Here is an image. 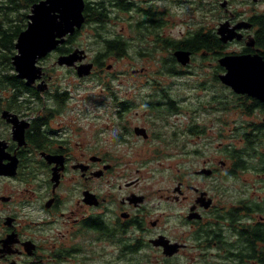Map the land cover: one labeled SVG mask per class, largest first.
I'll return each mask as SVG.
<instances>
[{
	"label": "flooded vegetation",
	"instance_id": "1",
	"mask_svg": "<svg viewBox=\"0 0 264 264\" xmlns=\"http://www.w3.org/2000/svg\"><path fill=\"white\" fill-rule=\"evenodd\" d=\"M99 1L113 6L124 2L128 19H165L167 14L157 7L158 4L148 11L140 6V0H84L90 5ZM172 2L176 3L175 0ZM185 2L193 9L201 8V1L196 7L194 0ZM216 2L222 11L219 18L229 20L230 26L242 20L251 24L249 28L238 30L243 35L240 40L224 43L226 47L239 44V50L231 53H256L264 59L258 45L262 35L260 25L248 20L264 19V0ZM146 3L150 2L144 5ZM212 10L204 13L203 19ZM71 35H66L62 45ZM249 38L253 40L252 46H246ZM62 45L52 51L56 59L60 54L73 51L60 53L58 50ZM47 55L37 63L47 60ZM193 55L191 52V58ZM96 56L87 59L85 52L82 62L92 63V68L82 77L77 75L74 66L58 65L56 59L49 67L38 64L42 73L33 84L25 85L20 79L30 90L15 95L17 89L12 87L13 94L0 97V164L16 161L14 174H0V264H179L178 259H182L184 252L190 254V264H260V260L264 261V232L260 231L264 230V193L228 192L229 181L232 183L241 177L232 173L233 162L224 153V148L234 143L219 142L217 148L225 160L214 161L210 155L205 156L201 164L191 170L197 178L195 182L182 172L176 175L172 192L165 190L159 194V198L173 203H185L184 222L191 228L190 244L170 236L162 225L161 214L152 217L159 206L149 204V195L155 194L151 184L139 175L130 177L129 161L123 160L121 155L106 153L100 134L108 135L110 147L134 149L142 164V152L157 153L170 145H181L187 139L180 138L184 133L190 136L187 142L204 136L194 142L198 149L193 152L201 153L210 142L205 141L208 128L193 121L194 110L191 123L185 129L175 127L174 116L181 112L179 100L172 95H163L159 81L147 83L142 79L146 72L143 65L130 67L122 91L114 88L113 80L102 83L107 95L94 102L98 112L90 116L76 111V103H72L74 97L52 85L49 69L53 70L54 64L72 68L79 78L90 77L98 67L100 72L109 71L111 65L102 67L104 60ZM217 66L220 65L217 63L216 69ZM223 71L221 67L216 74L217 80ZM37 84H42L43 89L39 90ZM146 88H150L149 92ZM215 98L210 97L211 100ZM199 110L205 112L204 105L199 106ZM3 111L17 119L10 117L14 120H7L2 116ZM217 111L222 112L219 108ZM253 111L261 116V120L253 123L264 130V109L254 107ZM217 119L227 125L224 119ZM12 121L18 125L26 123L22 144H19L21 138L13 135ZM110 122L117 132L112 133ZM233 127L239 128V123L235 122L230 129ZM224 130L217 132L219 137L226 138ZM120 161L125 170L119 169ZM202 169L209 173H200ZM139 171L136 168V174ZM254 177L264 179L258 174ZM121 178L123 181L119 182ZM203 178L215 179L211 188L199 184L198 179ZM247 196L251 206L244 208L242 201ZM206 203L208 205L204 206ZM35 213H44L46 219L34 220L38 218ZM189 214L194 216L188 218ZM27 225L33 228H27ZM54 226L58 228L53 229ZM202 229L204 238H197ZM160 237L178 245L173 254L164 253L163 246L157 242ZM198 258L202 260L197 261Z\"/></svg>",
	"mask_w": 264,
	"mask_h": 264
},
{
	"label": "rangeland",
	"instance_id": "2",
	"mask_svg": "<svg viewBox=\"0 0 264 264\" xmlns=\"http://www.w3.org/2000/svg\"><path fill=\"white\" fill-rule=\"evenodd\" d=\"M140 1L141 2L138 1L140 6L145 7L148 11L155 9V5L158 4L159 6L157 7H159V9H163L167 12V19H162L163 26L161 30L159 29V32L163 37L179 39L186 35L188 31L198 28L201 25L215 28L216 30L218 24L225 20L219 18L222 11L217 6L218 2H216V0H194L196 1L195 7L199 5V1L202 2L201 8L197 7L196 9H193V7L188 2H185V0H175L176 3H171V0ZM177 1H180V3L178 4ZM145 2L150 3L144 5ZM241 6L242 5L238 6V8ZM208 9H213L212 13L210 15L205 14L207 15L205 16L206 19H203V15L209 11ZM112 11H114V15L112 14L113 17L109 21V25L105 26L106 29L104 33L107 35H110L113 32L121 33L125 39H128L127 54L122 57H110L111 55L106 56L102 67L105 65H111L109 71L105 70V72H100V67H98L96 69L97 72H93L90 77L83 78H79L72 68H66L64 66L60 67L54 64L53 70L49 69L50 74H52V85L58 88L60 92L67 91L69 95L74 97L72 103H76V111L85 112L91 116L99 111L95 106L96 103H94L97 101V98L107 95V91L103 89V82L113 80L112 85L114 88L122 91L124 80L128 79L127 75H130V67L139 68L143 65L146 68V72L142 79L146 80L147 83L148 81L154 83L152 80L159 81L164 91L163 95H172L179 100V109L182 113L180 112L174 116V119H176L175 127L179 126L180 129H185L186 125L191 123V112L193 110L195 111L193 121H195L196 124L203 123V126L208 128L205 141H210L205 149H201V153L193 152L194 149H198L194 142L197 140L199 142L204 136H201L200 138L195 137L194 141L187 142L190 139V136L184 133L180 135V138L187 139L183 141L181 145H170L165 150L157 153L149 150L142 152L141 156L143 157V162L140 164L141 161L136 157L137 152L134 149H124L113 145L110 147L109 142L107 141L108 135L100 134V139L102 140L101 144L105 145L102 147L106 153L109 151V153L115 156L121 155L124 158L123 160L129 161L127 163V171L130 177L139 175L142 177L143 181H146L147 184H151V188H153L155 194L149 195V199H151L149 204L154 205L157 203L159 206L157 214L153 213L152 217L161 214L160 217L163 221L162 225L164 228H167L170 236L172 238H180L185 240L187 244H190L191 239H189L188 235L191 232V228L184 222L187 213L185 203H173L163 197L159 198V194L163 192L165 193V190L169 191V193L172 192V189L175 186V177L182 172L185 173L184 175L187 176L192 183L195 182L197 178L193 177L191 170L200 165L205 156L210 155L214 161L220 159L225 160L222 151H219L217 148L218 143L228 142L239 146V142L241 141L240 134L236 137V134L233 132L235 127H233L232 130L230 129L232 125L235 124V122L240 125V123H245L246 121L254 122L261 120V116H257L255 111H253L251 115H245L240 112V108H236L235 110L231 107V109L227 108L226 103L229 99L234 102L233 97L230 95L231 89L225 87L219 80H215L217 78L216 74L219 73L216 72L217 69L215 68L217 61H214L210 57L202 59L200 55L196 53L192 56L188 65L183 66L177 62L175 67V69H177L176 73L170 74L163 71L160 59L162 57H168L170 52L164 50L159 44L153 42V32H147L146 29H143V31H141L142 34H139L134 25L135 22L143 19H128V14L120 11L117 7ZM139 16L141 17L142 15ZM139 45L142 47L146 46L148 49V52L147 49L145 50L146 54L143 57H137L135 54V50L140 47ZM63 46H65V48L70 47L71 49H84L87 59H92L98 54V52L102 51L101 41L94 38L93 31L89 25H83L80 28L79 33L65 45H62V47ZM239 48V44H231L224 49V52L231 53V51H237ZM47 56H49L47 60H42L38 64L49 67L54 63L56 59L55 53L51 52ZM0 73L13 74L15 71L13 67H8L2 68ZM147 86L151 87L149 84ZM9 90L0 91V97L8 95ZM146 90L149 92L150 88H146ZM119 94L122 95V93ZM212 96L216 98L211 100L210 97ZM203 105L205 107V112L199 110V106L202 107ZM217 107L219 110H222V112L217 111ZM218 117L227 121V125L218 120ZM177 119L179 120L177 121ZM111 121L113 122L114 120L111 119ZM112 122H110V125ZM91 127H94V125ZM113 128V125H111L112 133L117 132V130ZM224 128L225 130L223 134L226 138H221L218 136L217 132ZM180 142L181 141H179V143ZM260 151L264 153V145L260 147ZM136 168L140 169L137 174ZM119 169L125 170L124 164L121 161ZM240 176V178L232 180V183L229 181V193L230 191L241 192L242 194H245L244 191L249 193H252V191L256 193H264V184L259 178L256 180L254 172L245 171L240 174ZM198 180L203 188H208L215 179L203 178ZM120 181H123V179L121 178L119 182ZM159 188L161 190H159ZM209 188H211V186ZM35 214H38V218L34 220H39L41 218L46 219L44 213ZM27 228L33 227L27 225ZM55 228L58 227L54 226L53 229ZM196 250L198 251V249ZM186 251H188V249ZM189 255V253L184 252L182 259H178L179 264H190L191 261ZM199 260L202 259L198 258L197 261ZM197 264L200 263L198 262Z\"/></svg>",
	"mask_w": 264,
	"mask_h": 264
},
{
	"label": "trees",
	"instance_id": "3",
	"mask_svg": "<svg viewBox=\"0 0 264 264\" xmlns=\"http://www.w3.org/2000/svg\"><path fill=\"white\" fill-rule=\"evenodd\" d=\"M36 0H0V70L2 68H12L11 55L14 52V42L18 33L26 26V15L30 11L31 5ZM118 8L120 11L125 12L127 5L123 2L117 6L105 5L103 2H96L94 5L89 3L85 4L84 16L85 21L83 25H89L93 31L94 38L101 41L102 51L98 52V57L104 60L108 55H114L116 57H122L127 54L128 39H125L121 33L113 32L110 35L104 33L106 25H109V21L114 15V8ZM113 14V15H112ZM15 19V20H14ZM252 24L257 23L260 25V35L258 39V45L260 46V53L264 57V19H248ZM163 20L162 19H143L135 22V29L142 34L141 31L146 29L147 32H153L155 43L159 44L164 50L170 52L168 57H162L160 64L163 66V71L167 73H176L175 69L177 61L173 56V51L176 49H184L193 52V54H199L202 59L207 57L212 58L214 61L225 54L224 49L226 45L219 40L215 28L199 26L191 31H188L182 38L174 39L170 37H163L159 32L161 30ZM79 33L76 30L74 35H71L69 40L74 38ZM99 38V39H97ZM140 46V45H139ZM147 47L140 46L135 50L137 57H143L146 54ZM71 48L61 46L58 50L60 53H67ZM148 52V49H147ZM150 54V52H149ZM97 57V56H96ZM97 57V58H98ZM221 70L220 66H217L216 72ZM179 71V70H178ZM217 81V79H215ZM12 87L17 89L14 92L18 95V92H24L30 90L23 84V81L18 79L15 74H1L0 73V91L9 90ZM12 92V93H11ZM8 94H13V90ZM33 94V93H32ZM58 95H61L58 93ZM230 95L233 97L234 102L229 99L226 103L228 109L235 110L240 108V112L248 115L253 112L254 107L264 109V102H258L256 99L234 94L232 91ZM249 100H246V99ZM230 103V105H229ZM231 107V108H230ZM227 109V110H228ZM239 128H234L233 132L236 137L239 136L241 141L238 145H232L224 148V153L230 161H232L231 171L234 175L242 174L245 171H252L255 174L264 176V153L260 151V147L264 145V130L253 122H246L245 125H239ZM231 173H228V175ZM264 184V179H261ZM245 197L243 207L247 208L251 206V200ZM203 230V229H202ZM198 232L197 238H204V230ZM260 231H263L261 229ZM260 264H264L263 260H260Z\"/></svg>",
	"mask_w": 264,
	"mask_h": 264
},
{
	"label": "water",
	"instance_id": "4",
	"mask_svg": "<svg viewBox=\"0 0 264 264\" xmlns=\"http://www.w3.org/2000/svg\"><path fill=\"white\" fill-rule=\"evenodd\" d=\"M84 6V0H40L31 5L26 16V26L18 33L14 42L15 52L11 56L15 76L24 80L25 85L29 86L40 78L42 67L37 62L62 45L66 35H71L82 27L85 21ZM250 25L249 22L242 20L230 26L229 20L225 19L218 24L216 33L222 43L234 39L240 40L243 35L238 30L249 28ZM252 45L253 40L249 38L246 46ZM173 56L178 63L185 66L190 62L191 52L176 49L173 51ZM84 58L85 50L75 48L67 54L58 55L56 63L74 66L77 75L82 77L88 75L92 68V63L82 62ZM217 63L224 69L218 76L223 85L235 94L247 95L264 102V59L259 54L225 53L217 59ZM37 88L42 90L43 85L37 84ZM2 116L9 121L17 119L8 111H3ZM12 123L14 124L13 135L18 139L21 138L19 144H22L23 128L26 123L22 121L20 123H24L23 125H18L15 121ZM15 169V160L9 164H0V174H14ZM199 172L209 173V170L202 169ZM193 216L189 214L188 218ZM157 242L163 246L166 255L173 254L178 246L163 237H160Z\"/></svg>",
	"mask_w": 264,
	"mask_h": 264
}]
</instances>
